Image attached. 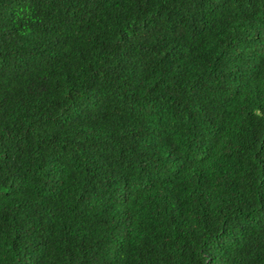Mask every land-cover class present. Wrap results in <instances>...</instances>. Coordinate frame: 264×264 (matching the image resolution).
Returning <instances> with one entry per match:
<instances>
[{"label":"trees","instance_id":"trees-1","mask_svg":"<svg viewBox=\"0 0 264 264\" xmlns=\"http://www.w3.org/2000/svg\"><path fill=\"white\" fill-rule=\"evenodd\" d=\"M0 264H264V0H0Z\"/></svg>","mask_w":264,"mask_h":264}]
</instances>
